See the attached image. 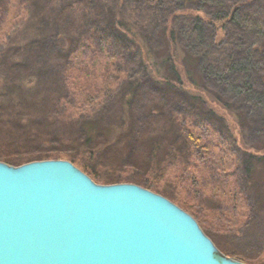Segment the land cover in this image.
Segmentation results:
<instances>
[{
    "label": "trees",
    "instance_id": "trees-1",
    "mask_svg": "<svg viewBox=\"0 0 264 264\" xmlns=\"http://www.w3.org/2000/svg\"><path fill=\"white\" fill-rule=\"evenodd\" d=\"M19 1L28 16L8 35L6 45L19 27L40 19L39 25L47 28L42 29L46 52L33 54L26 62L54 72L60 89L54 97L42 99V109L35 113H40L37 121L44 122L36 125H43L42 132L27 131L22 143L14 130L25 121L16 116L24 104L19 100L13 102L15 107L8 104L13 107L5 116L7 134L0 133V142L7 143H0V162L19 167L66 159L93 179L98 177L94 164L129 170L126 176H109L113 178L106 184L128 182L174 200L150 178L163 177L175 161L190 168L193 150L201 153L193 129L211 127L224 139L230 138L226 120L209 106L214 103L242 131L243 149L237 148L233 178L248 212L240 228L216 235L221 241L207 234L227 256L264 264L253 261L264 254V0ZM9 2L0 0V24L8 15ZM220 30L225 34L218 40ZM80 50L111 58L124 76L112 93L95 104L92 114L73 118L62 103L73 104L66 71L70 55ZM182 72L194 92L184 88ZM58 137L72 144V150L33 153L37 147L58 142ZM121 143L128 145L125 156L131 161L116 169L107 156ZM86 157L89 160L81 161Z\"/></svg>",
    "mask_w": 264,
    "mask_h": 264
},
{
    "label": "water",
    "instance_id": "water-1",
    "mask_svg": "<svg viewBox=\"0 0 264 264\" xmlns=\"http://www.w3.org/2000/svg\"><path fill=\"white\" fill-rule=\"evenodd\" d=\"M0 264L244 263L167 198L46 160L0 162Z\"/></svg>",
    "mask_w": 264,
    "mask_h": 264
},
{
    "label": "rangeland",
    "instance_id": "rangeland-1",
    "mask_svg": "<svg viewBox=\"0 0 264 264\" xmlns=\"http://www.w3.org/2000/svg\"><path fill=\"white\" fill-rule=\"evenodd\" d=\"M8 10L9 12L4 22L0 24V49L6 45L8 35L17 26L22 25L28 16L26 8L19 0H10ZM194 15L204 20L207 19L203 13L195 12ZM127 16L133 18L130 13ZM38 20L40 21V19ZM38 20L32 25L19 27V31L14 35L13 41H9L10 43L0 50V133L2 135L7 134L5 129L8 127L6 125V112L9 111V108L15 107L14 101L19 100L24 106L19 107L20 109L17 111L16 116L17 119H25V121L16 127L14 134L18 135L20 143H22L27 131L36 130L40 133L42 132L44 129L43 125L38 128L36 125L37 123L41 125L44 122L37 121L40 118V113H38L39 115L35 113L40 112L42 109V99L47 100L54 97L60 89L57 83L58 76L54 72L51 73L49 72L50 70L44 67H34L29 62H26L33 54L42 55L46 52L43 44L44 33L42 31L44 30L45 32L47 28L44 25L42 28ZM224 34V31H218L217 39L221 40ZM157 45L160 46V44ZM61 46L66 49L63 40H61ZM87 52L89 51L80 50L70 55L71 62L66 71L67 86L71 93L73 104L71 105V102L67 101L63 102L62 105H67L65 112L73 118L80 115H89V113L92 114L96 110L95 104L101 101L107 93H112L118 87L119 79L124 76V74L117 72L116 61L113 62L111 58L101 56L98 53ZM182 76L184 88L194 92V88L187 82L183 72ZM29 77H33V79L29 81ZM9 103H12L13 106L9 107ZM209 106L226 120L229 126V132L226 135L230 138L224 139L211 127L193 129L192 133L194 134L197 148L201 153L193 150L194 156L191 159L190 168L185 169L184 164L175 161L167 168L163 177H151L150 179L154 181L155 186L159 190L165 191L174 197V200H168L192 216L208 238L210 237L207 233H210V235L215 236L217 241H221V237L216 235L240 228L244 224L248 212L246 203L242 200L235 187L233 178L238 163L237 148L243 149L242 131L240 133V128L229 113L214 103H209ZM33 113L34 117H32ZM9 121L11 122V120ZM12 125L13 127L15 126L13 122ZM187 126L189 127L188 124ZM58 139V142H51L45 147H37L35 151L31 150L33 153L72 150V144L62 143L61 137H58ZM6 140L10 141L12 139L7 137ZM253 142L255 143L256 141ZM0 143L3 146L7 144L4 141ZM125 144L121 143L113 147L116 149L109 152L107 162L111 167L121 169L127 167L126 165L130 163V158L125 156L126 147L128 146H125ZM31 150L25 149L23 151L29 152ZM199 154L202 155L203 159L198 156ZM58 160L69 161L66 159ZM87 160H89L88 157L81 159L84 163ZM89 162L94 164L91 160ZM94 166L98 177L93 179L85 174L94 183L101 186L115 185L106 184L107 179L113 178L109 177L111 175L126 176L131 174L129 170L120 172L106 167H97L95 164ZM118 184L132 183L121 182ZM150 191L156 193L155 191ZM156 194L165 197L164 193ZM209 203L211 204L209 205ZM220 208L228 210L222 211ZM189 209L192 212L196 211L198 216L193 215ZM261 254V257L257 255L258 260L253 261L264 260V254ZM241 262L251 264L245 261ZM252 263L257 264L256 262Z\"/></svg>",
    "mask_w": 264,
    "mask_h": 264
}]
</instances>
